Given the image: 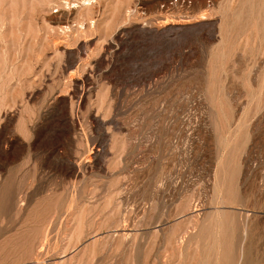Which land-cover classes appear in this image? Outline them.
Wrapping results in <instances>:
<instances>
[{
	"label": "rangeland",
	"instance_id": "374dc122",
	"mask_svg": "<svg viewBox=\"0 0 264 264\" xmlns=\"http://www.w3.org/2000/svg\"><path fill=\"white\" fill-rule=\"evenodd\" d=\"M0 264H264V0H0Z\"/></svg>",
	"mask_w": 264,
	"mask_h": 264
},
{
	"label": "bare ground",
	"instance_id": "6f19581e",
	"mask_svg": "<svg viewBox=\"0 0 264 264\" xmlns=\"http://www.w3.org/2000/svg\"><path fill=\"white\" fill-rule=\"evenodd\" d=\"M245 247V246H244ZM241 257H242V255H241ZM241 263V262H240Z\"/></svg>",
	"mask_w": 264,
	"mask_h": 264
}]
</instances>
